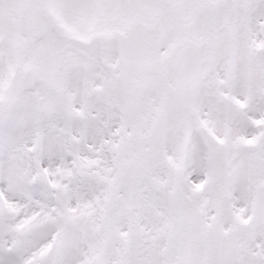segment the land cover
Segmentation results:
<instances>
[{"label":"snow or ice","instance_id":"6c2138e0","mask_svg":"<svg viewBox=\"0 0 264 264\" xmlns=\"http://www.w3.org/2000/svg\"><path fill=\"white\" fill-rule=\"evenodd\" d=\"M76 7L126 53H191L197 71L168 84L179 147L166 135L139 173L81 112L0 87V264H264V0H190L191 16L173 0ZM140 28L146 49L131 39ZM52 34L61 56L80 47Z\"/></svg>","mask_w":264,"mask_h":264},{"label":"rangeland","instance_id":"374dc122","mask_svg":"<svg viewBox=\"0 0 264 264\" xmlns=\"http://www.w3.org/2000/svg\"><path fill=\"white\" fill-rule=\"evenodd\" d=\"M183 1L173 0V15L180 4L184 16L194 15L190 0ZM62 3V10L53 12L43 0H0V87L5 95L40 93L65 111L81 112L79 119L111 142L126 167L139 173L152 171L163 155L166 135L171 150L179 147L175 99L168 84L197 71L191 53L161 67L125 68L117 58L119 36L109 34L105 19L92 25L76 7L82 0ZM53 25L61 39L80 47L61 56L68 45L52 34ZM17 64L27 72L13 86L10 76ZM145 143L150 147L143 148Z\"/></svg>","mask_w":264,"mask_h":264},{"label":"water","instance_id":"95a60500","mask_svg":"<svg viewBox=\"0 0 264 264\" xmlns=\"http://www.w3.org/2000/svg\"><path fill=\"white\" fill-rule=\"evenodd\" d=\"M131 39L134 41V43L144 46L146 49L150 40L152 39V36L150 33L140 28L135 33H133ZM183 51L179 50L181 53ZM120 59L123 62L124 65H154L157 62H154L151 58H149L146 54H140L135 49L129 50L127 53L124 50H122V54H120ZM24 70L21 67H16L15 69V79L13 84H18L24 77Z\"/></svg>","mask_w":264,"mask_h":264},{"label":"bare ground","instance_id":"6f19581e","mask_svg":"<svg viewBox=\"0 0 264 264\" xmlns=\"http://www.w3.org/2000/svg\"><path fill=\"white\" fill-rule=\"evenodd\" d=\"M51 43H53V44H54V42H53V41H51Z\"/></svg>","mask_w":264,"mask_h":264}]
</instances>
